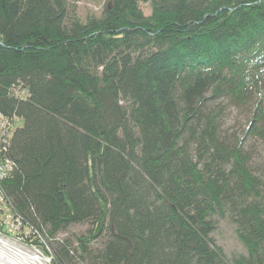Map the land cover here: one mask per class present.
I'll list each match as a JSON object with an SVG mask.
<instances>
[{
    "label": "trees",
    "instance_id": "trees-1",
    "mask_svg": "<svg viewBox=\"0 0 264 264\" xmlns=\"http://www.w3.org/2000/svg\"><path fill=\"white\" fill-rule=\"evenodd\" d=\"M82 1L0 0L6 202L51 238L92 226L53 264H264V0Z\"/></svg>",
    "mask_w": 264,
    "mask_h": 264
},
{
    "label": "rangeland",
    "instance_id": "rangeland-1",
    "mask_svg": "<svg viewBox=\"0 0 264 264\" xmlns=\"http://www.w3.org/2000/svg\"><path fill=\"white\" fill-rule=\"evenodd\" d=\"M107 0H83L77 5L80 17L86 20L90 14H99L103 11ZM20 125H23L20 123ZM228 130H238L242 128V123L238 124L233 118V120L228 124ZM263 150V149H262ZM255 166L264 173V152L256 158ZM1 208H5L2 203H0ZM7 214L5 212L0 213V224L5 226L8 224L10 233L0 232V249L9 254H24L27 253L32 258L37 255V253L48 252L50 255H55L54 247L55 244L65 240L75 241L76 238L80 236H85L91 230L92 226L89 225H73L67 231L60 233L55 238H51L48 235L46 229L43 231H37L36 228H28L23 224L20 228L18 223L14 221L7 222ZM217 230L213 234V239L215 242L221 246L229 258H232L237 254H247V251L243 244L240 242L235 225L228 219L216 218ZM18 230L14 233L12 231ZM7 232V231H6ZM46 254V253H45ZM41 264V263H39ZM51 264L53 262L51 261Z\"/></svg>",
    "mask_w": 264,
    "mask_h": 264
},
{
    "label": "built area",
    "instance_id": "built-area-1",
    "mask_svg": "<svg viewBox=\"0 0 264 264\" xmlns=\"http://www.w3.org/2000/svg\"><path fill=\"white\" fill-rule=\"evenodd\" d=\"M11 125L12 123L9 118L0 112V203L5 200V194L1 188V182L10 177L15 172L17 167L16 163L9 157V136L11 132ZM16 230H18V228ZM36 256L40 257L39 263L41 264L49 261L48 258L44 257L40 253H37Z\"/></svg>",
    "mask_w": 264,
    "mask_h": 264
},
{
    "label": "bare ground",
    "instance_id": "bare-ground-1",
    "mask_svg": "<svg viewBox=\"0 0 264 264\" xmlns=\"http://www.w3.org/2000/svg\"><path fill=\"white\" fill-rule=\"evenodd\" d=\"M5 213L7 214V216H6L7 222L14 221V222L18 223L19 225L25 224V220H24L23 216L21 217V215L14 210L12 204L6 210ZM7 226H9V225L6 224L5 226H2V227L5 231L10 233L9 228H7ZM32 230H33V228H32ZM12 231L15 233L17 230L12 229ZM0 232L2 233V231H0ZM39 253L41 255H43L44 257L49 259V261L44 263V264H51V261L54 263V260H55L54 254L50 255L46 251H45L46 254L45 253L43 254L41 252H39ZM39 260H40V257L36 256V257L32 258L27 253L20 254V255L9 254V253H6L5 251L0 249V264H39Z\"/></svg>",
    "mask_w": 264,
    "mask_h": 264
}]
</instances>
